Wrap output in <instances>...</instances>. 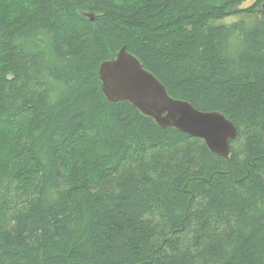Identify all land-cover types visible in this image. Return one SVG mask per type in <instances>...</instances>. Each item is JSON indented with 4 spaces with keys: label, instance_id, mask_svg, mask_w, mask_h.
<instances>
[{
    "label": "trees",
    "instance_id": "obj_1",
    "mask_svg": "<svg viewBox=\"0 0 264 264\" xmlns=\"http://www.w3.org/2000/svg\"><path fill=\"white\" fill-rule=\"evenodd\" d=\"M244 1L0 0V264H264V0ZM122 46L233 122L227 158L107 100Z\"/></svg>",
    "mask_w": 264,
    "mask_h": 264
},
{
    "label": "water",
    "instance_id": "obj_2",
    "mask_svg": "<svg viewBox=\"0 0 264 264\" xmlns=\"http://www.w3.org/2000/svg\"><path fill=\"white\" fill-rule=\"evenodd\" d=\"M88 16L92 19L91 15ZM100 87L111 102L126 100L161 127H173L202 139L213 153L227 158L236 136L231 120L218 111H202L171 97L162 83L122 46L98 67Z\"/></svg>",
    "mask_w": 264,
    "mask_h": 264
},
{
    "label": "rangeland",
    "instance_id": "obj_3",
    "mask_svg": "<svg viewBox=\"0 0 264 264\" xmlns=\"http://www.w3.org/2000/svg\"><path fill=\"white\" fill-rule=\"evenodd\" d=\"M254 0H245L244 3L242 4V6H247L249 4H251ZM238 16H233L231 18H226L224 19L223 21L227 22V21H230V20H236Z\"/></svg>",
    "mask_w": 264,
    "mask_h": 264
},
{
    "label": "bare ground",
    "instance_id": "obj_4",
    "mask_svg": "<svg viewBox=\"0 0 264 264\" xmlns=\"http://www.w3.org/2000/svg\"><path fill=\"white\" fill-rule=\"evenodd\" d=\"M98 69V68H97Z\"/></svg>",
    "mask_w": 264,
    "mask_h": 264
}]
</instances>
